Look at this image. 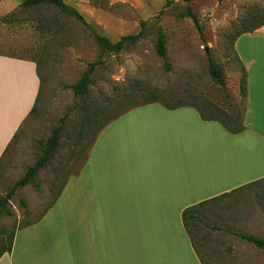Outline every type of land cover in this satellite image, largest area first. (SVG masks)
Returning a JSON list of instances; mask_svg holds the SVG:
<instances>
[{
	"label": "rangeland",
	"instance_id": "374dc122",
	"mask_svg": "<svg viewBox=\"0 0 264 264\" xmlns=\"http://www.w3.org/2000/svg\"><path fill=\"white\" fill-rule=\"evenodd\" d=\"M23 1L0 0V54L32 60L41 87L35 113L22 124L0 161V199L41 155L39 143L55 128L61 134L50 162L32 182L16 189L0 216V251L7 248L12 233L56 203L67 178L74 174L77 178L96 132L122 111L154 98L169 106L208 104L240 122L244 73L233 52V39L253 16L264 21V0H63L112 43L138 34L145 23L137 44L118 54H103L82 23L49 7L22 9ZM188 9L199 29L186 16ZM159 28L165 36L169 71L155 51ZM209 59L222 70L223 86L210 76ZM95 62L100 65L88 94L75 97L70 87ZM80 187L75 179V222L86 217ZM263 209L264 181L197 210L199 221L186 230L201 263L264 264L263 250L234 235L264 240Z\"/></svg>",
	"mask_w": 264,
	"mask_h": 264
},
{
	"label": "crops",
	"instance_id": "0c3cea01",
	"mask_svg": "<svg viewBox=\"0 0 264 264\" xmlns=\"http://www.w3.org/2000/svg\"><path fill=\"white\" fill-rule=\"evenodd\" d=\"M233 50L246 75L241 132L188 106L122 111L56 203L15 231L0 264H202L183 212L264 179V28L237 38ZM40 87L32 60L0 54V161ZM75 179L86 198L84 223L75 222Z\"/></svg>",
	"mask_w": 264,
	"mask_h": 264
},
{
	"label": "trees",
	"instance_id": "16d2710c",
	"mask_svg": "<svg viewBox=\"0 0 264 264\" xmlns=\"http://www.w3.org/2000/svg\"><path fill=\"white\" fill-rule=\"evenodd\" d=\"M41 7H49V8L55 9L60 14H62L63 16H66L68 18H73L76 21L82 23L86 28H88L92 32L93 39L95 40L99 51L103 54L104 53L118 54V53L122 52L123 50H125L127 47L137 44L143 38V34L145 31V23L142 22L140 25L141 29H140L138 34L132 35V36L122 37L117 42L112 43L108 40V38L100 35L92 27H90L84 21L83 17L80 15V13L76 9H74L73 7L67 5L63 0H24L20 6V8H22V9H37V8H41ZM186 16H188L193 21L196 28L199 29L198 20L193 15L191 10L188 9L186 11ZM249 22H250V24H248L246 27H243L240 31H238L236 33V36L233 39V46H234V42L236 41V39L239 38L240 36H242L244 34H251L260 28H264V21H262V19L258 15L253 16L249 20ZM165 45H166L165 36H164L162 30L159 28L157 30V34H156L155 51H156L157 56L162 60L165 69L167 71H169L170 67H169L168 62H167V53H166ZM233 52H234V50H233ZM99 65H100V62L90 63L87 67V70L82 75V77L77 81L76 84H74L70 87V90L72 91V93L75 97L86 96L88 94L89 87L92 84V79H91L92 75H93L95 69ZM36 70H37V65H36ZM208 71H209L210 76L220 86L224 85L222 70L210 59L208 60ZM243 73H244V75H243V80H242V84H241V88H240V94H241L242 100L245 102V99H246V75H245L244 69H243ZM37 75H38V70H37ZM39 92H40V90H39ZM37 100H38V97H37ZM37 100L35 102V105L33 106V109L31 110V113L29 116H31L32 114L35 113ZM153 103H160L168 109H175V108L186 107V106L193 107L197 110L200 118L203 121L218 122L229 133L236 134V133H239L243 130L242 119L240 122H238V120H236V119H231L226 113L219 112V111H217V109H212V107L208 104H205L202 106H197V105H173V106H169L167 104H163V103L157 101L154 98H150L148 101L144 102L143 104L132 107V108L127 109V110H131V109H134L137 107H141V106L153 104ZM127 110H125V111H127ZM244 112H245V107H244ZM114 118L115 117L110 118L101 126V128L96 132L94 139L97 137L98 133L103 129V127L106 124H108L111 120H113ZM18 132H19V130H18ZM17 133L15 134V136H14L13 140L11 141V143L9 144V146L6 148L3 156L6 154V152L10 148V145L14 141ZM60 134H61V129L55 128L52 131L51 136L45 142L39 143V145L41 147V155L37 158L34 165L27 169L25 175L17 182V184L11 189V191L6 195V197L0 199V216H2L4 214L6 207H7V204L10 201V198L14 195L16 189L18 187L26 186L27 184L32 182L34 180L38 170L44 168L50 162L53 155L55 154V152L58 149ZM94 139H93V141H94ZM263 181H264V179L260 180V181L253 182L249 185L241 187L240 189H238L234 193L241 191V190H244L246 188H249L251 186H255V185H257ZM226 196H228V195H225L223 197H226ZM203 206H204V203L197 205L195 207H192L190 209H187L186 211L183 212L182 220H183V224H184L185 229H187V225H189V224L194 225L197 221H199V218H198V215L196 214V211L198 209L202 208ZM262 213L264 215V209L262 210ZM23 227H25V226H23ZM14 233H12L9 237L7 248H4L0 251V258L6 253H10L11 248H12ZM234 235L236 237H238L241 241H244V242L254 246L257 249L264 251V240L263 239L255 237L253 235H247V234H241V233H236V234L234 233Z\"/></svg>",
	"mask_w": 264,
	"mask_h": 264
},
{
	"label": "water",
	"instance_id": "95a60500",
	"mask_svg": "<svg viewBox=\"0 0 264 264\" xmlns=\"http://www.w3.org/2000/svg\"><path fill=\"white\" fill-rule=\"evenodd\" d=\"M205 52H206V54H208V51L207 50Z\"/></svg>",
	"mask_w": 264,
	"mask_h": 264
}]
</instances>
